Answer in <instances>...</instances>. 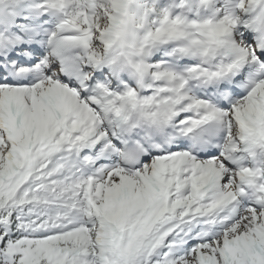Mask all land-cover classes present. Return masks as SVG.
<instances>
[{"label":"snow or ice","instance_id":"obj_1","mask_svg":"<svg viewBox=\"0 0 264 264\" xmlns=\"http://www.w3.org/2000/svg\"><path fill=\"white\" fill-rule=\"evenodd\" d=\"M0 264H264V0H0Z\"/></svg>","mask_w":264,"mask_h":264}]
</instances>
